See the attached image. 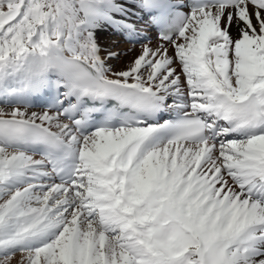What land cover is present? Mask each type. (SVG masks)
Listing matches in <instances>:
<instances>
[{"label":"bare ground","instance_id":"1","mask_svg":"<svg viewBox=\"0 0 264 264\" xmlns=\"http://www.w3.org/2000/svg\"><path fill=\"white\" fill-rule=\"evenodd\" d=\"M73 1L77 3V6H79L78 3H82L83 1L90 2L92 0ZM97 1H101L103 4V8L98 12L96 9H92L88 5L81 4V8L83 10L94 14L92 17H90L89 22L86 20L87 31L85 32L80 30L74 32L73 29L71 30V18L64 14V12L59 8V5L47 4L48 6L46 9L40 13L41 22L38 25L40 29L39 34H41L39 37L41 45L35 49H37L40 53H45L51 58V60L56 57V54L60 53L67 56L72 55V57H79L84 61H87L89 59H87V56H85L84 53L86 52L87 55L92 53L95 57V60L99 63H91V66L98 69V71L101 70L106 78L110 77L112 81L119 83L124 82L129 86H135V81L126 82L124 79H121L125 76L126 72L136 77L137 73L133 74L129 71L130 68L133 69L130 65L131 55L125 57L120 54V57H122L121 61H108L105 59V56L109 54V52L118 51L119 53V51L122 52L123 50L121 46L123 47L124 45L120 43L118 37L116 38L113 35L114 33L112 30L117 26H115V23H109L108 21H104L101 18L99 20L95 14H100L106 11V14L111 13L116 17L128 18V12L125 9H131L132 6L130 3H134L136 0ZM253 6L254 7L252 8V2H250L246 10L240 9L237 11L235 18L233 16H229L228 14H224L222 20H219L218 17H211L209 18V21H207L213 26L215 25L219 28L225 29L232 36L233 44L230 46L229 53L232 52L231 66L233 67V77H229L228 84L234 90L239 88L238 91L240 90V87L243 86L242 83L244 81V74L239 75L238 72L244 73L249 69V67L243 64L246 53L244 46L255 43L257 47H262L261 42L264 40V6L261 1L254 2ZM56 9L59 10V16H56ZM200 18L201 17H199V15H196L194 17L195 21L193 20L190 23V25H192V27L196 28L198 31H202V29L206 27V23L202 22ZM77 19L79 18H75L76 21ZM92 24L96 25L95 27L97 30H91L90 25ZM64 27H66L65 35L63 33ZM197 30L187 33L186 42H183L182 45H180L181 47L178 46L183 50V54L180 53V55H189V52L192 53L194 51V43L197 41L198 36ZM88 31L90 33V37L88 40H86L82 35L84 34L85 36ZM78 32H82V34L80 36L76 35ZM18 36H20V34ZM32 37L34 38L35 36H33V33H30L28 37L25 38V40L22 39V44L17 43L16 45L10 46L6 49L1 46L0 64L3 63L4 66H7L12 60L10 67H7L6 69L15 68L17 66V63L15 62V57H17L15 56L16 53H22L24 49L28 47L34 48L35 42L31 40ZM257 42H260L259 46ZM39 52L36 51V53ZM249 52H251V50H249ZM110 54L114 55L113 52ZM132 55H135V51ZM181 57L184 58L186 56ZM186 61L187 60H185L184 63ZM187 63L188 65H185L182 70H179L180 66L175 68L173 67L170 72L177 74L175 77L172 75L162 76L160 73L161 67L159 70H153L151 75L154 74L155 77L157 76V85L160 83L176 85L178 86V90H176V92L184 91L189 94L193 104L200 103L199 101H201L200 99L204 95L200 94L197 96V98H193L194 95H192L191 90L198 84V82L196 78L191 80L190 75H195L193 73L194 69L191 67L189 61H187ZM137 76V79L140 80V75ZM11 79H14V77ZM16 80L17 79H15V81ZM150 82H152V80ZM10 86L7 88H11ZM246 86L247 85L245 84V88ZM251 89H255L257 94L258 90H263V93L260 95H264V83L262 78L257 79L255 83H253L249 88V90ZM236 93L238 94V92ZM4 98L5 97H0V117L7 118L13 115L19 116L22 119L34 121L41 119L48 121L49 118L53 117V115L50 113L8 108L4 105ZM46 123V125H49V128H52L61 136L66 137V135H70L69 130L65 129L66 124H64L60 119L57 118L53 121V123ZM129 132L133 133V131L130 130L126 132H116L114 134H95L89 138H85L83 140L84 148L80 154L81 156L88 154L94 158L93 152L96 150H100L101 152L104 148V146H101V139L98 138H103L105 140V144L116 142L118 145L124 143L121 138L122 133ZM107 135L112 137H110V139H105L104 136ZM127 136H129V134ZM226 141L227 142L224 143L225 145L223 144L218 148L220 149L219 154H215L214 157L210 156L214 162L216 161L215 159L217 157L220 158L221 161L213 168L206 181L202 182V186L199 185L201 186V189L195 188L194 190L193 187H191V184L187 181V176L184 175V170L186 163H188L190 160L201 161L202 159H205V157H207V151L202 150L198 155H194L193 153L195 152V147L177 143L173 145H166V150H158L149 155L150 157L153 155L154 158H159L158 160L160 161L161 165L165 166L166 168L169 166L168 163L173 164L172 169L175 168L176 173L172 172L170 179H183L178 182L175 180L176 184H180L181 186H177L178 188L175 191L176 193L179 192L181 194L180 197L176 199L167 197L170 201H173L172 204L177 206V202H175V200H180L179 198H181L183 201V199L189 198V202H191L192 207H194L193 211H190L189 209L185 210L183 208L180 209L183 222L171 211L170 212L172 215L169 218L165 217L164 221H166V229H169V234L167 236L168 244L165 240H163L162 235H155V242L153 243L155 246L151 247L153 251L159 252L163 259L162 261L161 259L155 261L154 264H264V255L241 258L236 251L231 250L228 253H223V248H219L220 246H212L214 241L224 242L228 239H236L234 236L236 232H238V235H240L239 238L243 239L244 235H246V233L243 232L245 226L254 224L258 221H261V219H264V204L262 198H260V190L252 179L254 160L259 158L261 152L264 151V131L260 134V136L248 141ZM222 142H224V140ZM123 146H125V144ZM81 156L80 160L82 164L83 161ZM9 161L14 165H26L29 163V165L25 166V168L29 170V174L35 171L33 167H37L41 163L33 156L22 154L19 155L15 152L0 149V162L7 163ZM233 168L234 171H232ZM132 172L135 173V171ZM41 174H45V172L42 171ZM144 174H146V172H143L141 169L138 170V176H142ZM29 178L33 182H39L38 186L40 185V181L36 177L33 178L32 176H29ZM12 179L13 176L10 173V180ZM93 179L96 181L95 178ZM93 179H86V185L88 189L91 188ZM145 182L146 181H142L141 178L136 183V189L137 191H140L139 193L141 197L144 195L145 190L150 186L148 182ZM195 182L196 181L192 180V183ZM237 186H239V190L236 189ZM155 187H157L155 188L156 190H154L155 193L157 192L162 199L165 194H167L165 191L163 193V191L159 188L162 187V182L159 180L156 181ZM53 188L54 190H57L61 187L54 186ZM166 191L168 190L166 189ZM212 191L213 193L211 194L216 192L215 195L208 197ZM189 192H191V195L188 194ZM250 194H252L255 198L257 197V201L248 199V195ZM191 213L193 214V219L190 220L189 216ZM182 233L183 235L181 236ZM178 234L181 236L180 240H174L172 236H177ZM253 235L254 234H252V236ZM195 237H197L198 242L195 240ZM107 239L108 246H57L54 252L51 249L53 246H45L42 248V250L37 249V251L31 250L32 248L30 249L28 247L26 248L25 253L17 255V257H11V259L4 260L2 264H26L25 261H23V263H20L19 261L22 258L28 259L27 257L30 256H39V258H36L37 264H134V261H136V264H139V262H143L142 258L130 255L137 252L132 246H115L114 241H117L116 238L112 239L108 237ZM242 241L243 240H239L238 242ZM227 245H225V247ZM217 249L218 251L214 256L213 250ZM1 261L2 260L0 259V262ZM149 264H153V262Z\"/></svg>","mask_w":264,"mask_h":264},{"label":"rangeland","instance_id":"2","mask_svg":"<svg viewBox=\"0 0 264 264\" xmlns=\"http://www.w3.org/2000/svg\"><path fill=\"white\" fill-rule=\"evenodd\" d=\"M6 1L8 2V6H9V7H7V9L3 7V5H6V4H3L0 6V13H1L0 14V28L2 27L3 34H6L8 31L9 32L12 31L13 33L23 32V30L25 31L27 29V27L32 25L33 22L35 21V13L40 12L41 6L43 8V10H42V12H43L44 9H46V7L48 5H51V4L53 5V3H51L50 0H47L48 3L46 2V0L41 1V5H40V0H6ZM55 1L59 2L60 0H55ZM55 1L53 0V2H55ZM21 5H22V8H21L22 13L20 16L15 17L14 12H16V9L19 8ZM43 6H45V7H43ZM70 28H71V26H70ZM63 30H64L63 33L65 35L66 27H64ZM10 35H12V34H10ZM8 40H11V39L7 38V40H5V41L2 40V41H4V43H9L10 41H8ZM183 42H186V41H181L176 47V48H178L179 51H177V50L176 51H170L169 50L164 57L162 55V56L157 58V60L154 62L155 67H149V69L148 68L141 69V65L146 64V62L149 60V58H150L149 61L152 60V58L149 57V54L148 55H142L143 52L142 53L139 51L137 52V51H135V49H133L135 51V55H132L133 50L128 52L127 54H122L125 57L128 55H131L130 56V65L133 69L130 68L129 71L132 72L133 74L137 73L136 77L134 75L128 73V72H126L125 75H127V74L130 76L132 75L134 77V79H131L129 81H135V83L138 86L142 84L141 82L143 80H144V82H143L144 84H147L150 86L152 83V82H150L151 80L153 82H158V79H156L157 76L155 77L154 74L151 75L153 70H159L160 67H161V70L162 69L166 70L168 67L169 70L171 71L173 69V67L175 68L177 66H180L183 69L185 65H188V63H187L188 59L190 60V58L188 57L187 54L180 55V53L183 54L182 53L183 50L180 49L178 46L182 45ZM117 53H118V51H117ZM117 53H116V55H117L116 59L114 58L115 54H114V56H113V54H111V56L113 57V61H121L122 60V57H120V54L119 53L117 54ZM146 53L147 52H144V54H146ZM181 56H186L188 58H186V57L183 58ZM155 58H156V56L153 57V59H155ZM184 59L187 60L185 63H184V61H185ZM107 60L109 61L110 59H107ZM152 61H154V60H152ZM170 62H171V64H170ZM179 63H181V64H179ZM167 64L169 66L170 65L171 66L169 67ZM182 69H180V70H182ZM160 73L162 75L166 74V73H162L161 71H160ZM128 75L126 76V78L127 77L130 78ZM137 75H140L139 76L140 80L137 79V77H138ZM135 83H133V84H135ZM160 85L166 86L167 84L166 83L165 84L160 83ZM173 86H175V85H173ZM176 90H178V86H177ZM166 149H167V147H166V145H164V147L162 149H157V150L162 151V150H166ZM158 159L159 158H154L153 155L151 157L148 156L147 160L145 161V164L140 166V169L143 172H146V174H144L142 176H138L137 175L138 171H135V173L132 172L131 175L129 174L130 181L134 182V188H136V183L138 182V180H140L142 178V181H146V182H148V184H150V186L145 190L144 195L146 194V192H153V194H154V192H155L154 190H156L155 188H157V187H155V183H156V181L159 180L160 182H162V187H159V188H160V190L163 191V193H164V191L167 193L168 198L176 199V198L180 197L181 194L179 192H177L178 194L175 192L178 187H181L180 184H176V181L178 182V181H181L183 179H178V180L177 179H170L171 173L172 172L176 173V169L175 168L172 169L173 164H171V163H168L169 166L166 168L165 166L161 165V163ZM215 160L216 161L214 162V161H212V158H211V160H209V163H207V160H205V159H202L201 161L190 160L188 163H186L184 175L187 176V181L191 184V187H193L194 190H195V188L201 189L202 182L206 181L208 176L211 174V171L213 170V168L217 164H219L221 161L220 158H218V157ZM0 164H4V163L0 162ZM157 166H158V168H157ZM10 173L13 176V170L10 171ZM17 178H19V177L17 176ZM18 180H20V179H18ZM192 180H194L196 182L192 183ZM33 183L34 184L36 183L38 185L39 182L34 181ZM19 184L20 183L15 182L14 186L11 188L12 191L9 193H6L9 189H6V188L0 186V247L1 246H14L15 247V246L20 245L19 241L23 239L22 238L23 233L28 232V231L34 232V234L37 233L36 234L37 241L40 240L39 237L44 232L54 233L55 236L58 235L57 240L54 241L52 243V245H50V244L47 245V246H53V247H51L53 252L55 251L57 246H108L107 245V243H108L107 238L108 237L101 234L97 229L94 228V226L90 225V223L88 224L87 223L88 220L85 218L84 215L79 219V215L74 212L73 215H71L69 217V215L72 214V210H71V212H69V211H66V209H59L57 205L54 206L55 210H53V207L51 205L54 202V198L53 199L49 198L47 200V197H48L47 195H45L43 198H41V199H43L42 201H44L46 199L45 202H41L40 199H38V198H36V200H39V202H37L35 200L31 201L32 196H30L29 194L23 193L22 189L21 190L19 189ZM172 185H174V187H172ZM199 185H201V186H199ZM166 189L168 191H166ZM138 192H140V191H138ZM211 193H213V191L210 192V195L208 197H212V195H215L216 192H214V194H211ZM188 194L191 195V192H189ZM25 198H27V201ZM155 199H161L160 195L157 192L155 195ZM179 199L180 200H175V202H177V210L179 208V210H178L179 214L181 213L180 208L181 209L183 208L185 210L189 209L190 211H193L194 207H192L191 202H189L190 201V200H188L189 198H185V199H183V201L181 200V198H179ZM168 201L170 203H173V201H170L169 199H168ZM77 203H78V200H77L76 204ZM155 203L156 202H153L150 206L154 205ZM78 205H79V203H78ZM123 205H124V207H126V206L130 207V208L134 207L133 202L130 198L124 199ZM173 205H175V204H173ZM71 209H74V208H71ZM190 217H192V214ZM132 219H134L136 226L139 227L140 225H142L138 222V218L135 219L134 217H132ZM89 222H90V220H89ZM166 227L167 226H165V228ZM58 229H59V231H58ZM112 239H114V238H112ZM163 240H165L167 243V237H166V239L163 238ZM154 242H155V239H154ZM32 246H34V245H32ZM38 246H42V244H39ZM44 247L45 246H42V247L38 248V250H42V248H44ZM30 249H31V247H30ZM35 251H37V249ZM25 252L26 251H20L16 254H13V255H10L11 252H9V255H7V253H5L3 256H0V259L2 260L0 262V264H2L4 260L11 259V257H15V256L17 257V255L23 254ZM24 255H28V254H24ZM27 258L28 259H26V258L21 259L20 258L21 260L19 262L23 263V261H25L26 264H37L36 258H39V256H34V257L30 256Z\"/></svg>","mask_w":264,"mask_h":264}]
</instances>
